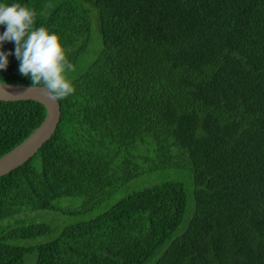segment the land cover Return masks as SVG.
Masks as SVG:
<instances>
[{
    "label": "trees",
    "instance_id": "1",
    "mask_svg": "<svg viewBox=\"0 0 264 264\" xmlns=\"http://www.w3.org/2000/svg\"><path fill=\"white\" fill-rule=\"evenodd\" d=\"M86 1L102 47L68 73L75 92L59 100L55 134L0 177V264L32 250L36 264H264V0ZM18 2L63 38L74 67L85 58L86 5ZM9 61L0 81L32 85ZM46 114L35 101H0V158ZM168 170L171 180L131 190L49 242L14 244L52 231L12 221L23 213Z\"/></svg>",
    "mask_w": 264,
    "mask_h": 264
},
{
    "label": "clouds",
    "instance_id": "2",
    "mask_svg": "<svg viewBox=\"0 0 264 264\" xmlns=\"http://www.w3.org/2000/svg\"><path fill=\"white\" fill-rule=\"evenodd\" d=\"M36 11L13 0H0V72L7 71L9 57L19 62V73L32 85H41L46 95L59 101L75 92L68 73L74 65L68 58L63 38L44 26H36ZM7 42H14V52L4 50Z\"/></svg>",
    "mask_w": 264,
    "mask_h": 264
},
{
    "label": "rangeland",
    "instance_id": "3",
    "mask_svg": "<svg viewBox=\"0 0 264 264\" xmlns=\"http://www.w3.org/2000/svg\"><path fill=\"white\" fill-rule=\"evenodd\" d=\"M78 2L86 5L90 10L92 20V33L87 41V54L84 59L80 60L74 67L73 76L81 74L87 67L98 57L101 47L102 38L99 35L97 24V11L92 3L86 0H78ZM175 176L172 170L166 171L164 174L152 175L149 179L141 176L136 177L129 182L127 190L119 186L115 191V187L119 184L111 179V185L106 188L103 193L90 194L88 196H68L62 197L56 201L57 209H47L40 211H32L17 216L12 221H20L19 225L26 226L31 224L46 225L52 229L48 234L37 236L35 238L17 240L14 244L23 248L32 249L36 245L44 244L58 237L62 230L72 225L82 223L86 220L94 218L101 212L106 211L116 201L124 198L131 190H139L150 187L165 180H171ZM125 186V185H123ZM23 220V223L21 220ZM23 224V225H22ZM38 253L32 250L26 253L20 264H36Z\"/></svg>",
    "mask_w": 264,
    "mask_h": 264
},
{
    "label": "water",
    "instance_id": "4",
    "mask_svg": "<svg viewBox=\"0 0 264 264\" xmlns=\"http://www.w3.org/2000/svg\"><path fill=\"white\" fill-rule=\"evenodd\" d=\"M0 101H35L46 108L43 123L19 146L0 158V177L9 174L32 159L55 134L61 122L59 101L49 98L42 86L14 85L0 81Z\"/></svg>",
    "mask_w": 264,
    "mask_h": 264
}]
</instances>
